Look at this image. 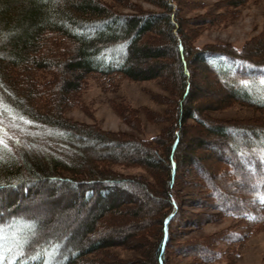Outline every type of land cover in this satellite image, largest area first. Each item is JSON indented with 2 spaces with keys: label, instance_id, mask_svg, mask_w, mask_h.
<instances>
[{
  "label": "trees",
  "instance_id": "16d2710c",
  "mask_svg": "<svg viewBox=\"0 0 264 264\" xmlns=\"http://www.w3.org/2000/svg\"><path fill=\"white\" fill-rule=\"evenodd\" d=\"M144 1L157 11L0 0V264H239L229 231H264V31L239 49L195 45L249 0L189 19L181 11L204 4ZM194 72L212 90L192 84ZM90 80L103 91L157 81L171 97L152 99L169 108L111 102L129 133L66 118ZM233 106L262 117L210 114ZM142 118L158 133L135 134ZM227 218L230 227L186 237ZM117 248L136 254L121 259Z\"/></svg>",
  "mask_w": 264,
  "mask_h": 264
},
{
  "label": "rangeland",
  "instance_id": "374dc122",
  "mask_svg": "<svg viewBox=\"0 0 264 264\" xmlns=\"http://www.w3.org/2000/svg\"><path fill=\"white\" fill-rule=\"evenodd\" d=\"M130 1L144 10L157 11L154 6L148 4L144 0ZM187 1H189V3L195 2L204 4V6L200 9H184L181 11L180 14L184 18L189 19L207 11H213L214 13L221 12V9H217L216 6L224 0ZM214 7L216 8L215 11L213 10ZM231 10L237 11V16H235L233 20L214 26H208L207 28H201L198 34L199 36L195 39V45L200 47L205 44H230L239 49L244 41L264 31V0H249L246 1L243 6L239 8H231ZM122 12L127 11L122 10ZM195 23L200 24L197 22ZM157 83V81L132 82L123 80L119 82L113 90L103 91L98 88L97 84L93 80H90L88 81V85L85 87L84 91L81 93L80 106L67 109L64 115L72 121L84 124L95 123L105 131L133 132L130 127L123 123L111 110L110 103H125L134 109L146 107L150 111L161 113L169 107L167 105L158 104L152 99V97L156 95H164L167 98H170L171 96L163 91ZM191 83H195L197 86L203 87L206 91L212 90L208 81L206 83L200 82L196 72H194L193 76H191ZM209 103L212 104L213 102L208 101V104ZM210 114L212 117L218 119L242 118L245 116H256L258 118L262 117L259 113L239 106H233L229 109ZM262 119H264V117H262ZM142 121V129L139 132H135V134L140 136V138L148 139L158 133L160 125L146 122L143 118ZM116 170L122 171L124 174L132 175L141 173L139 169ZM20 203L23 202L20 201ZM185 210H187L186 207ZM198 211L199 210H195V212ZM67 212V214H70V211ZM49 213L50 212H47V214L45 213L43 217L51 214ZM53 213H55V211L52 212V214ZM56 214L57 216L60 215V213L57 212ZM232 220V218L223 219L219 222L208 224L203 228L189 231V235L187 234L186 237L201 238L215 233L218 230L230 227L233 224ZM229 235L228 242L241 244V254L238 259L239 264H264V231L254 233L249 237H246L243 229H236L234 231L230 230ZM1 237L2 236L0 235V238ZM4 240H0V247H2L3 243L6 244ZM114 253L121 259H126L136 254L135 251L123 250L120 248L114 249ZM211 264H223V262L219 261Z\"/></svg>",
  "mask_w": 264,
  "mask_h": 264
}]
</instances>
